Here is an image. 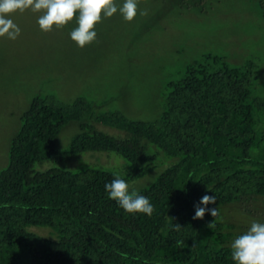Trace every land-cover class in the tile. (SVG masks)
I'll return each mask as SVG.
<instances>
[{"label": "trees", "instance_id": "obj_1", "mask_svg": "<svg viewBox=\"0 0 264 264\" xmlns=\"http://www.w3.org/2000/svg\"><path fill=\"white\" fill-rule=\"evenodd\" d=\"M173 1L187 9L213 0ZM254 71L251 61L204 55L167 83L152 120L33 98L0 170V264H235L234 239L264 223V98ZM71 122L79 131L60 149ZM85 153L114 154L124 167H63ZM116 177L149 199L151 216L109 198L105 184ZM205 194H215L206 207L220 215L193 219Z\"/></svg>", "mask_w": 264, "mask_h": 264}, {"label": "rangeland", "instance_id": "obj_2", "mask_svg": "<svg viewBox=\"0 0 264 264\" xmlns=\"http://www.w3.org/2000/svg\"><path fill=\"white\" fill-rule=\"evenodd\" d=\"M124 0H115L122 6ZM147 9L125 21L117 12L95 27L96 40L80 48L70 37L76 20L51 32L41 31L39 13L9 14L19 37H0V170L8 162L12 138L33 98L50 96L70 105L89 104V115L120 113L130 120H152L164 106L168 82L204 55L221 56L230 65L255 66L257 94L264 98V11L259 0H213L206 6L179 8L173 0H138ZM111 135L118 131L94 123ZM66 125L57 139L66 149L78 133ZM123 160L106 153H85L66 161V169L100 167L122 170ZM138 179L134 188L144 186Z\"/></svg>", "mask_w": 264, "mask_h": 264}, {"label": "clouds", "instance_id": "obj_3", "mask_svg": "<svg viewBox=\"0 0 264 264\" xmlns=\"http://www.w3.org/2000/svg\"><path fill=\"white\" fill-rule=\"evenodd\" d=\"M29 9L39 13L37 23L43 32H51L54 27L62 28L75 19L77 26L70 32V37L80 48L96 40L95 27L103 17L110 18L119 12L125 21L131 22L138 13L148 15L147 9H138V0H124L122 6H118L115 0H0V37L7 35L11 40L17 39L21 29L7 17ZM105 191L127 213L151 216L154 211L146 196L138 195L134 190L129 192V185L124 179L116 177L106 183ZM216 201L215 194H205L199 202L205 207L197 205L193 219H203L206 212L218 217V207H206L215 205ZM231 248L235 264H264V223L253 221L244 234L234 239Z\"/></svg>", "mask_w": 264, "mask_h": 264}]
</instances>
